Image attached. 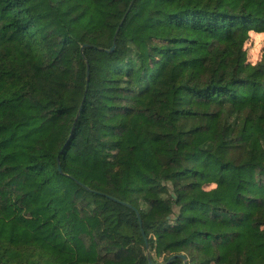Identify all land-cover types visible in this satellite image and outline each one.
<instances>
[{"label":"trees","instance_id":"1","mask_svg":"<svg viewBox=\"0 0 264 264\" xmlns=\"http://www.w3.org/2000/svg\"><path fill=\"white\" fill-rule=\"evenodd\" d=\"M149 255L264 264V0H0V264Z\"/></svg>","mask_w":264,"mask_h":264},{"label":"rangeland","instance_id":"2","mask_svg":"<svg viewBox=\"0 0 264 264\" xmlns=\"http://www.w3.org/2000/svg\"><path fill=\"white\" fill-rule=\"evenodd\" d=\"M262 44H263V40H261L259 37H257V38L255 37L253 39V43L251 44L250 51H249L251 61L253 58H255V59L258 58ZM158 260H159V262H162L161 258Z\"/></svg>","mask_w":264,"mask_h":264},{"label":"water","instance_id":"3","mask_svg":"<svg viewBox=\"0 0 264 264\" xmlns=\"http://www.w3.org/2000/svg\"><path fill=\"white\" fill-rule=\"evenodd\" d=\"M59 167H60V169H61V166H59ZM176 256H177V255L172 256V257L168 260L167 263H169V262L171 261V259L174 258V257H176ZM178 256L184 258V259H185V263H186V256H185L184 254H180V255H178ZM149 261H150V264H153L150 255H149Z\"/></svg>","mask_w":264,"mask_h":264},{"label":"clouds","instance_id":"4","mask_svg":"<svg viewBox=\"0 0 264 264\" xmlns=\"http://www.w3.org/2000/svg\"><path fill=\"white\" fill-rule=\"evenodd\" d=\"M252 62H253V63H255V62H256V59H255V58H253V59H252Z\"/></svg>","mask_w":264,"mask_h":264}]
</instances>
